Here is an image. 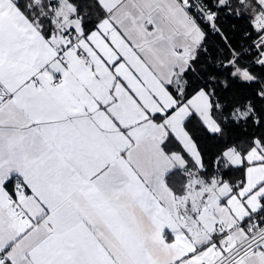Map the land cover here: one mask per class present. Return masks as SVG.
<instances>
[{
    "label": "snow or ice",
    "instance_id": "snow-or-ice-1",
    "mask_svg": "<svg viewBox=\"0 0 264 264\" xmlns=\"http://www.w3.org/2000/svg\"><path fill=\"white\" fill-rule=\"evenodd\" d=\"M0 264H264V0H0Z\"/></svg>",
    "mask_w": 264,
    "mask_h": 264
}]
</instances>
